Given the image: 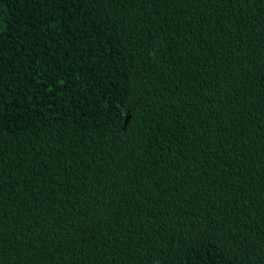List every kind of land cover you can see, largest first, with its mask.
Wrapping results in <instances>:
<instances>
[{
	"label": "trees",
	"instance_id": "16d2710c",
	"mask_svg": "<svg viewBox=\"0 0 264 264\" xmlns=\"http://www.w3.org/2000/svg\"><path fill=\"white\" fill-rule=\"evenodd\" d=\"M0 264H264V0H0Z\"/></svg>",
	"mask_w": 264,
	"mask_h": 264
}]
</instances>
